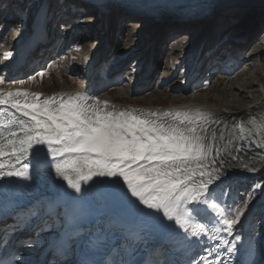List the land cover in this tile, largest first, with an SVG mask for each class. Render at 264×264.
<instances>
[{
	"label": "snow or ice",
	"instance_id": "obj_1",
	"mask_svg": "<svg viewBox=\"0 0 264 264\" xmlns=\"http://www.w3.org/2000/svg\"><path fill=\"white\" fill-rule=\"evenodd\" d=\"M41 95L0 91V106L15 124L0 125V180L24 181L0 206V219L15 221L0 237V264H45L23 253L47 245L45 251L67 257L81 243L92 253L86 264H232L237 253L250 264L256 249L251 240L238 247L241 236L234 235L250 197L225 199L232 168L259 170L258 156L238 163L246 149L264 148L250 128L234 124L240 135L227 150L217 143L224 132L205 127V117L177 113L178 123H169L115 113L90 96ZM213 122L223 125L219 117ZM53 170L66 185L53 183L50 194H40L34 184ZM32 227L35 239L10 245L14 232ZM49 230L55 242L41 236Z\"/></svg>",
	"mask_w": 264,
	"mask_h": 264
},
{
	"label": "rangeland",
	"instance_id": "obj_2",
	"mask_svg": "<svg viewBox=\"0 0 264 264\" xmlns=\"http://www.w3.org/2000/svg\"><path fill=\"white\" fill-rule=\"evenodd\" d=\"M5 1L3 8L14 5V0H2V2ZM27 2L28 4L24 9L22 8L23 5L21 6V13L25 12V14L19 18L20 28L14 32L8 28L7 32L4 33L3 42L10 38L14 40L17 38L18 41V37L27 34L33 21H35L33 26L38 23L37 20L33 19L44 9L45 5L53 4V6H50L53 13L62 8L60 0H53L52 2L50 0H27ZM93 8L95 9V7ZM93 8H81L79 10L81 16L76 21V24L86 22V18L90 19L91 17L92 19ZM70 9V7L65 8V16ZM2 10L0 19H2L1 17H6ZM212 12L214 14L209 18L202 16L191 22L186 21L184 18L181 19L183 15L179 13L174 16L173 9L169 13L166 12L165 15L162 14L160 19L156 20L142 15L139 20H133L125 28L117 21L113 23V28L109 34L96 33V31L92 38L83 40V42L90 41L87 43L90 50H87L88 48L83 44L72 45L64 54H57L59 56L56 60H51L48 65L35 72L32 76L26 79L21 77L25 79L21 80L23 82H18L17 77L16 82L12 81L14 83L13 87L25 85L40 91L41 94H51L62 89H78L87 85V82L80 78V74L76 70L80 64L78 57H80V54L85 56L90 52H94L98 53L97 69L102 72L103 78L107 82L103 94H109L115 100L133 102L140 99L139 102L144 105L166 106L170 103L186 101L191 95L199 94L204 98L207 97L211 103L222 104V102L230 100L233 96V80L226 83L223 79L219 80L217 78L214 80L206 75L211 66H208L207 54L209 51L206 53L205 47L212 42L213 38H216L215 44L218 48V51H215L216 56H219L217 53L220 51H225L224 54H229L230 56L228 57L229 60H227L230 63L225 66L233 67L235 65V67H238L237 70H256V72L264 73V10H247L246 7L242 6L228 10V12ZM4 13L7 15V12ZM120 13L121 11L118 10L114 14L115 18L118 19ZM157 13L160 15L159 12ZM165 18L167 20L161 23ZM60 25H62L61 21ZM82 27L81 29L88 30L87 24H83ZM209 28H213L211 32ZM63 29L59 31L63 36L57 42V52L68 44L67 36L69 32H76L75 29L67 31ZM80 38L82 37L79 36ZM170 41H173V44L169 45ZM0 44L3 45L2 42ZM15 46H17V43L13 46V49L16 48ZM181 49L185 50L178 53L177 51ZM166 54L169 59H172L168 66L169 60L165 59L164 62ZM180 56L181 58H179ZM7 60L11 61L13 57L9 56ZM25 60V57L19 60L14 58L9 70L4 71V73L7 75L11 74L10 70L16 64L24 65ZM163 64H166V67ZM196 69L197 71H202L200 73L201 79L199 78V80H194L193 77L195 75L192 76V72ZM40 72H43V76L38 74ZM115 79L116 81H113ZM124 79L131 80V83ZM4 82L7 83V80ZM128 85L130 86L129 88ZM190 88L194 89V91H189ZM126 90L129 92L127 95L125 93L127 92ZM135 90L137 94H135ZM138 90L140 92H137ZM138 93H142V95ZM263 178L264 173L251 177L234 176L227 181L228 196L225 197L226 201L229 202H241L250 197L249 207L257 198L261 199L258 203H255L254 210L256 208L257 210L253 213L259 219L260 224L258 232L253 236L258 239L256 264H261L263 255L260 245L264 239ZM259 181L260 187L257 188L253 184ZM251 184L253 186H250ZM65 263L68 262L66 261Z\"/></svg>",
	"mask_w": 264,
	"mask_h": 264
},
{
	"label": "bare ground",
	"instance_id": "obj_3",
	"mask_svg": "<svg viewBox=\"0 0 264 264\" xmlns=\"http://www.w3.org/2000/svg\"><path fill=\"white\" fill-rule=\"evenodd\" d=\"M53 0H50L52 2ZM5 2H0V13L3 9ZM28 4L27 0H14V5L12 6L11 10L5 17V19H0V25L3 26L4 33L7 32L8 28L11 30L17 31L21 25H19V18H21L25 12L21 13V9L25 8ZM60 4L62 5L61 10H57L56 12L51 11V5H45L44 9L39 12V14L34 17L33 20H37L38 23L35 24L34 31L31 33L30 30L27 34H24L22 37L25 39H29L30 42L26 46L25 52L22 54V57L18 55L17 52L19 48H14L13 46L17 43V38L15 40L13 38L8 39L6 42H3V39H0L3 45L0 44V72H3V82L7 80V83H0V91H3L5 94L8 92L15 93L16 91L21 92H28V93H40L37 90L29 88L25 85H20L18 87H13V80L16 82L18 77V82L21 80H25L26 78L32 76L35 72L39 71L41 68L45 67L49 64V62L53 59H57L59 55L57 54H64L67 49H69L72 45L83 44L86 48L89 49L90 41L83 42V40H89L92 38L94 32L99 33L102 32L109 34L112 30L113 23L117 22L122 25L123 28L129 26L133 20H139L140 16L146 15L152 17V19H160L162 14L169 13L171 9L180 8L182 9L179 14L183 15L181 19H186V21H194L199 19L200 17H211V15L216 12H228V10H233L240 8L242 6L246 7L247 10L257 9L259 11L264 10V0H60ZM23 7L21 8V6ZM121 5V6H119ZM70 7L71 9L67 12L65 16V8ZM95 7V9L93 8ZM82 9L93 8L94 12L91 14L93 15L92 19L86 18V22H81L76 24V21L81 16L79 13ZM120 10L121 13L119 14V18H115L116 12ZM125 11H127L125 13ZM129 12V13H128ZM160 15H158V13ZM174 16L177 15V12ZM21 14V15H20ZM5 15V13H4ZM18 15V17H17ZM168 15V14H166ZM172 15V13H171ZM173 16V17H174ZM2 18V17H1ZM67 18V19H66ZM89 18V17H88ZM2 20V24H1ZM90 20V21H88ZM167 20L166 18L163 19V22ZM60 21L61 24L60 25ZM195 23V22H193ZM83 24H87L86 29L83 28ZM131 25V24H130ZM179 26V24H178ZM58 27V29H57ZM64 28L67 30L75 29L76 32H69L67 39L68 44L62 47V49L57 52V42L63 36L61 29ZM137 28V27H136ZM31 29V27H30ZM63 29V30H64ZM138 29V28H137ZM213 28H209L210 32ZM115 31V30H114ZM60 33V34H59ZM82 33V34H81ZM29 35V36H28ZM133 35V33H132ZM79 36L82 37L79 39ZM135 36V35H133ZM104 39V38H103ZM106 39V38H105ZM35 44L33 45L32 42ZM105 41V40H104ZM110 41V40H109ZM217 41L216 38L212 39V42L208 46L205 47V52L208 51V60L211 66V69L206 73L210 77V79H223L226 83H229L230 80H233L232 83V90L233 96L230 100L222 102V104L218 103H211L207 97H202L199 94L191 95L187 98L186 101H182L180 103H170L166 106H151V105H144L140 101V99L135 100L133 102H120L115 100L109 94H103L104 88H106V80L103 78L102 72L97 69V56L98 53L90 52L89 54L82 56L80 54V64L77 66L78 74H80V78L84 79L87 82V85H84L78 89L73 90H57L52 94H43L41 96V100L46 99L48 97H59L63 96L65 98L68 97H76L77 95L83 97H92L99 102H107L111 106V110L115 113H119L120 111L125 112H132L133 114L140 115L141 117H146L150 119H159L167 122H175L178 123L177 120H173V116L177 113L180 114V117L187 115L190 118H198V117H205L207 118L208 123L211 122V127H215V123L213 122L216 117H219L220 120L222 119H245L247 117L258 116L260 113L264 112V73H259L254 71H248L247 69H240L237 70L238 67L225 66L226 64L230 63V61H226L228 57L223 54L220 58H216V53L214 54L218 48L216 47L215 42ZM107 42V41H106ZM183 42V41H182ZM181 42V43H182ZM16 47V46H15ZM185 49H181L177 51L178 53L184 51ZM182 54V53H181ZM12 56L13 60H7V57ZM179 56V55H178ZM25 57L24 65L16 64L12 70H10L9 75L5 74L4 71L9 70L10 64L15 60H19ZM82 57V58H81ZM181 58V56L179 57ZM168 59V64L172 61L167 57V54L164 58ZM179 60V59H178ZM176 61V60H175ZM163 62V63H164ZM164 65V64H163ZM238 65V64H237ZM166 67V64L164 65ZM163 66V67H164ZM196 68V67H195ZM75 70V71H76ZM163 70V69H162ZM202 71L194 70L192 72V76H194V80H199L201 77L200 73ZM77 73V72H76ZM234 73V76H233ZM260 75V76H259ZM21 77H25L22 79ZM201 79V78H200ZM131 83V80H127ZM193 80V81H194ZM113 81H116L113 80ZM145 81V80H144ZM121 83V81H120ZM130 86L128 85V88ZM13 88V89H12ZM138 88V87H137ZM143 88V87H142ZM144 89V88H143ZM131 90V89H130ZM126 95L129 93L128 90ZM189 91L193 92L194 89L190 88ZM123 92V91H122ZM131 92V91H130ZM137 92H140L138 90ZM41 94V93H40ZM135 94L136 90H135ZM142 95V93H138ZM10 99V98H9ZM141 103V104H140ZM1 110V108H0ZM155 114V116H153ZM254 122V121H253ZM207 123V124H208ZM264 126V122L261 124ZM220 144V141H217ZM261 143H264L261 142ZM258 154L264 153V148H257L254 150ZM249 159L239 160L238 163L243 165L248 163ZM250 166H252L250 164ZM256 167L259 168L256 172H249L243 168H232L228 176L226 177V181L230 180L234 176H255L258 174L264 173V156L259 157L256 161ZM100 179V178H94ZM104 179H114V178H104ZM91 183V182H90ZM134 199V198H133ZM260 198H257L248 208V211L245 212L244 216L241 217V223L236 225L234 229V235L239 234L241 236V240L238 242V245L247 243L251 240L253 247L256 249L254 257L251 258L250 264H256L257 256L256 253L258 251V239L253 237L255 233L259 230V219L253 215L255 203H258ZM50 231L44 232L41 234L42 237L51 236ZM222 236H225L229 240L233 239V237H227L226 233H221ZM30 238H33V235L27 234L22 241H27ZM21 242V240H19ZM263 255L261 258V264H264V239L263 242L260 243ZM210 246V245H206ZM79 247V246H78ZM47 245L41 247L35 253H31V250L25 251L24 257L32 255L33 259H41L42 256L45 255V249ZM75 253L71 256L63 257L62 259L49 256L46 261L47 264H56V261L59 259L62 260L61 264H71L65 263L71 262L76 254ZM65 260V261H63ZM20 262H23L21 260ZM232 264H249V258L237 253Z\"/></svg>",
	"mask_w": 264,
	"mask_h": 264
},
{
	"label": "trees",
	"instance_id": "obj_4",
	"mask_svg": "<svg viewBox=\"0 0 264 264\" xmlns=\"http://www.w3.org/2000/svg\"><path fill=\"white\" fill-rule=\"evenodd\" d=\"M263 180H264V178H263ZM263 180H262V181H263ZM259 183H260V181L257 182V183H255V184H253V185H257V184H259ZM253 185L251 184L250 186H253Z\"/></svg>",
	"mask_w": 264,
	"mask_h": 264
}]
</instances>
